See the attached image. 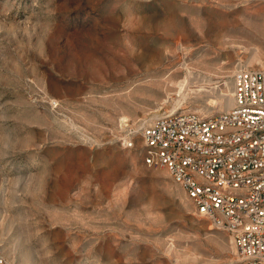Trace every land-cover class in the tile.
<instances>
[{
	"label": "rangeland",
	"instance_id": "rangeland-1",
	"mask_svg": "<svg viewBox=\"0 0 264 264\" xmlns=\"http://www.w3.org/2000/svg\"><path fill=\"white\" fill-rule=\"evenodd\" d=\"M239 68L264 69V0H0V262L243 264L127 148L230 110Z\"/></svg>",
	"mask_w": 264,
	"mask_h": 264
},
{
	"label": "built area",
	"instance_id": "built-area-1",
	"mask_svg": "<svg viewBox=\"0 0 264 264\" xmlns=\"http://www.w3.org/2000/svg\"><path fill=\"white\" fill-rule=\"evenodd\" d=\"M232 99L211 118L165 114L131 133L127 148L139 136L144 165L167 170L243 264H264V69H237Z\"/></svg>",
	"mask_w": 264,
	"mask_h": 264
},
{
	"label": "bare ground",
	"instance_id": "bare-ground-1",
	"mask_svg": "<svg viewBox=\"0 0 264 264\" xmlns=\"http://www.w3.org/2000/svg\"><path fill=\"white\" fill-rule=\"evenodd\" d=\"M254 61H256L255 58L252 60V62H254ZM252 62H251V63H252ZM183 85H184V84H183ZM183 85H182V86H183ZM180 110H181V109H180ZM173 113H176V112H173ZM217 230H221V231H222L223 229H217Z\"/></svg>",
	"mask_w": 264,
	"mask_h": 264
}]
</instances>
